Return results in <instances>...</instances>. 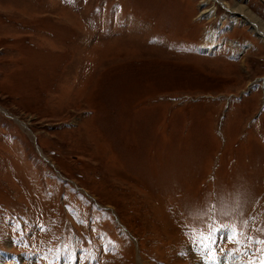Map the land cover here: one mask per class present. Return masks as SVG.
Wrapping results in <instances>:
<instances>
[{"label":"rangeland","instance_id":"obj_1","mask_svg":"<svg viewBox=\"0 0 264 264\" xmlns=\"http://www.w3.org/2000/svg\"><path fill=\"white\" fill-rule=\"evenodd\" d=\"M238 5L264 22V0H0V264L264 261V37ZM209 225L239 243L209 259Z\"/></svg>","mask_w":264,"mask_h":264},{"label":"snow or ice","instance_id":"obj_2","mask_svg":"<svg viewBox=\"0 0 264 264\" xmlns=\"http://www.w3.org/2000/svg\"><path fill=\"white\" fill-rule=\"evenodd\" d=\"M228 228L227 225H222L217 228L212 225H209L207 232L194 233L192 236L193 244H198L202 247L207 253L209 259H216L217 257L214 254V247L217 245L218 241H226L229 243L236 242L239 243L237 239L238 233L234 229H229L227 237L218 236L217 234L223 229ZM257 243H264V241H256ZM264 264V261L261 262Z\"/></svg>","mask_w":264,"mask_h":264},{"label":"bare ground","instance_id":"obj_3","mask_svg":"<svg viewBox=\"0 0 264 264\" xmlns=\"http://www.w3.org/2000/svg\"><path fill=\"white\" fill-rule=\"evenodd\" d=\"M225 3V2H224ZM225 5L227 6V4L225 3ZM245 7L242 6V5H238L236 6L235 10H237L238 13H241L243 14V21L249 25L252 26V28L254 29L255 33H258L260 35H262L264 37V22L262 20H260L257 16H255L252 12H250L249 10L247 9H244ZM22 124V123H21ZM22 127L27 131V133H30L29 129L27 127H25V125L22 124ZM218 263L216 264H220L219 261H217ZM137 264H146L138 255V259H137ZM196 264H213L211 263H201L200 261L196 262Z\"/></svg>","mask_w":264,"mask_h":264}]
</instances>
